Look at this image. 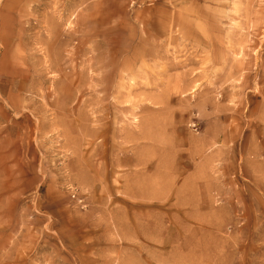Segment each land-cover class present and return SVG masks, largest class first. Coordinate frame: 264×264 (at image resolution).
Wrapping results in <instances>:
<instances>
[{"label":"rangeland","instance_id":"obj_1","mask_svg":"<svg viewBox=\"0 0 264 264\" xmlns=\"http://www.w3.org/2000/svg\"><path fill=\"white\" fill-rule=\"evenodd\" d=\"M0 264H264V0H0Z\"/></svg>","mask_w":264,"mask_h":264},{"label":"bare ground","instance_id":"obj_2","mask_svg":"<svg viewBox=\"0 0 264 264\" xmlns=\"http://www.w3.org/2000/svg\"><path fill=\"white\" fill-rule=\"evenodd\" d=\"M186 22V21H185ZM50 34V33H49ZM50 36V35H49ZM137 51V50H136Z\"/></svg>","mask_w":264,"mask_h":264}]
</instances>
